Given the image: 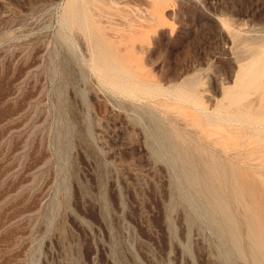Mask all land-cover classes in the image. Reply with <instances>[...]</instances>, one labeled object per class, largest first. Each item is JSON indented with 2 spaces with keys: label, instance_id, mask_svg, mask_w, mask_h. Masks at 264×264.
Here are the masks:
<instances>
[{
  "label": "rangeland",
  "instance_id": "374dc122",
  "mask_svg": "<svg viewBox=\"0 0 264 264\" xmlns=\"http://www.w3.org/2000/svg\"><path fill=\"white\" fill-rule=\"evenodd\" d=\"M263 90L264 0H0V264H264V155L194 125L264 150Z\"/></svg>",
  "mask_w": 264,
  "mask_h": 264
},
{
  "label": "bare ground",
  "instance_id": "6f19581e",
  "mask_svg": "<svg viewBox=\"0 0 264 264\" xmlns=\"http://www.w3.org/2000/svg\"><path fill=\"white\" fill-rule=\"evenodd\" d=\"M91 1V0H90ZM83 10V9H82ZM93 15V14H92ZM99 16V15H98ZM74 17V16H73ZM87 18V17H86ZM108 21V20H107ZM81 22V21H80ZM97 22V21H96ZM82 23H83V20H82ZM77 27H79V26H77ZM87 28V27H86ZM87 34V33H86ZM107 44V43H106ZM106 53V52H105ZM94 55H95V53H94ZM100 55V54H99ZM99 55H98V57H94V60H95V65H97L98 67H102L101 66V62H100V60H99ZM104 55V54H103ZM108 55V54H107ZM91 56V55H90ZM111 60V59H110ZM102 61V60H101ZM133 64V63H132ZM129 66H131V65H129ZM122 74L123 75H127L128 77L126 78V77H123L122 76V79L123 80H125V82H126V85L127 86H129V88H134L137 84L135 83V80H136V77H137V75L136 74H133V73H129L128 71H125V70H123L122 69ZM126 78V79H125ZM264 91V90H263ZM263 91H261L260 92V94H259V96H260V98H264V93H263ZM252 95V94H251ZM259 96L256 98V99H254L255 100V103L256 102H258V103H256L257 105H254L253 107H254V110H256V109H258V108H256V107H259V105H260V99H259ZM262 98V102H263V99ZM254 100H252V101H248V102H246V103H244L242 106H239V107H237V109H235V110H233L234 112H249L250 111V109H251V105L254 103ZM262 102H261V105H263L260 109H262L263 107H264V104H262ZM252 107V108H253ZM256 108V109H255ZM264 109V108H263ZM199 111V110H198ZM251 111H253V109H251ZM232 112V111H231ZM230 112V113H231ZM254 112V111H253ZM206 116V115H205ZM238 116V115H237ZM199 117V116H198ZM211 122H213V120L211 119ZM215 122V121H214ZM216 122H218L219 124H220V126H222V125H224V133H220V132H217V131H214L213 129H211V127H210V125L208 124V123H205L204 121H201V122H199V123H195L194 125L195 126H197L198 127V133H196L197 134V136H199V138H200V141H201V143H202V148L203 149H205V148H209V149H211V150H213V151H215V152H217V153H219L220 155H225V156H228L230 159H233V160H236V161H239V162H243V161H245L247 158H248V156H251V157H255V156H259V155H264V150L262 149V150H259V149H257V150H255V151H245L243 148H245L246 146H249V145H255V144H259V141L256 139V137L254 138H250V136L248 137L247 135H246V133H245V123H240L239 125V127H234V125H233V123H234V119L232 118V117H227L226 119H224L223 121H216ZM184 124H185V122H184ZM185 127H187V126H185ZM252 135V134H251ZM196 136V135H195ZM255 136V135H254ZM199 142V141H198ZM262 142V141H261ZM200 144V143H199ZM261 145H263L262 143H261ZM251 147V146H250ZM263 147H264V145H263ZM186 148V147H185ZM205 151V150H204ZM189 152V151H188ZM187 152V153H188ZM190 153V152H189ZM216 154V153H215ZM201 155V154H200ZM188 156H190L189 154H188ZM191 157V156H190ZM251 157H249V158H251ZM259 157H261V156H259ZM189 158V157H188ZM248 158V159H249ZM183 159V158H182ZM210 159V158H209ZM190 160V159H189ZM199 161V160H198ZM191 162H193V160L191 161ZM190 163V162H189ZM198 164H199V162H197ZM200 164H201V175H202V177H200L199 178V180L200 179H202L203 181H202V183H208L209 181L211 182V185L210 186H207L206 184V186L204 187L207 191V193H211V195H213V197H214V199H215V201H216V205H214V206H216V210H218V211H220V212H222V213H226V211H225V208L226 209H228V207H227V205L229 204V203H226V200H225V202L224 201H222V199L220 200L219 198H223V197H221L222 195H221V188L217 185V183H216V180L217 179H219V167H217L216 165H214L213 164V159H212V162L210 163V162H208V159L206 160V158H203L202 159V161L200 162ZM199 164V165H200ZM246 164V163H245ZM198 165V166H199ZM187 166H189V165H187ZM194 167V166H193ZM247 167V166H246ZM252 167V166H251ZM253 168V167H252ZM251 168V169H252ZM258 168V167H257ZM256 168V169H257ZM263 168V167H262ZM262 168H258L259 170H257V171H259V173H260V170L262 171V170H264V169H262ZM199 169V168H198ZM247 170V169H246ZM254 170V169H253ZM196 171V170H195ZM198 171H200V170H198ZM234 171H237V170H234ZM257 171H254V172H257ZM238 172H239V170H238ZM238 172H236L237 173V176L239 175L238 174ZM234 173V172H233ZM192 174V173H191ZM235 174V173H234ZM188 175H189V173H188ZM193 176V175H192ZM192 176L191 177H189V178H192ZM240 176H242V174H240ZM187 177V178H188ZM196 177H199V176H197V174H196V176L193 178V179H195ZM244 177V176H243ZM242 177V178H243ZM239 178V177H238ZM237 178V179H238ZM197 179V178H196ZM196 179L194 180V182H196ZM243 179H245V178H243ZM243 179H241L242 181H244ZM239 180V179H238ZM218 181V180H217ZM248 180L246 179L244 182H247ZM189 182H191V184L193 183V180L192 181H190L189 180ZM198 183V182H197ZM196 183V185H198ZM200 183H201V181H200ZM219 183V182H218ZM233 183V182H232ZM239 183H240V180H239ZM239 183L237 182V187H238V185H239ZM242 183V182H241ZM248 183V182H247ZM209 184V183H208ZM244 184V183H243ZM192 185H194V183L192 184ZM203 186H204V184H203ZM242 186V184L239 186V187H241ZM246 186H247V184H246ZM245 186V187H246ZM207 187V188H206ZM238 187V188H239ZM252 187H254V186H252ZM237 188V189H238ZM244 188V187H243ZM260 188H262V187H260ZM248 189V190H247ZM202 190V189H201ZM239 190V189H238ZM247 190V191H246ZM254 190V192H255V194L257 193L255 190L256 189H253ZM264 190V189H263ZM205 191V190H204ZM240 191V190H239ZM242 191V190H241ZM244 191H246V193L247 192H249V194H252L253 193V191H252V188H245L244 189ZM244 191L243 192H240V194H242V193H244ZM206 192H204V193H206ZM221 192V193H220ZM209 193V194H210ZM234 193V192H233ZM223 194V193H222ZM235 194V193H234ZM244 195V194H243ZM243 195H242V197H243ZM236 196V195H235ZM245 196V195H244ZM246 196H249V195H246ZM252 196V195H251ZM258 196V195H257ZM256 196V198H258ZM212 197V198H213ZM247 198V199H246ZM245 199L246 200H250V198H248V197H246ZM213 199V200H214ZM246 200H244L245 202H246ZM257 201V200H256ZM256 201H254V202H256ZM228 202V201H227ZM252 203H253V200L251 201ZM251 202H246L247 203V206L248 207H251ZM212 203V202H211ZM215 203V202H214ZM258 203H260V202H258ZM250 206H249V205ZM262 204V203H261ZM260 204V205H261ZM213 205V204H212ZM255 205H257V206H260V205H258L257 203H255ZM229 206V205H228ZM254 206V205H253ZM262 206V205H261ZM260 206V207H261ZM213 207V206H212ZM256 207V206H255ZM260 207H258V208H260ZM240 208V207H239ZM257 208V207H256ZM257 208V209H258ZM262 208H263V206H262ZM251 209V208H250ZM250 209H249V212H251L250 211ZM213 210V209H212ZM260 210H262L261 208H260ZM253 211H256V212H259L258 210H254V208H253ZM241 213V212H240ZM253 213L254 212H252V217H253ZM231 214V213H230ZM254 214H256V213H254ZM257 215V214H256ZM256 215H254V216H256ZM232 216V215H231ZM226 217V216H225ZM257 217V216H256ZM244 218V217H243ZM253 219H255V218H253ZM256 219H258V217L256 218ZM235 220V219H234ZM248 221V220H247ZM253 221V220H252ZM257 221V220H256ZM230 223H232V222H230ZM259 223V222H258ZM264 230V229H263ZM256 238H258V239H261V240H263L264 241V232L260 229V231L259 232H257V233H255V235H254ZM256 264V263H255Z\"/></svg>",
  "mask_w": 264,
  "mask_h": 264
}]
</instances>
